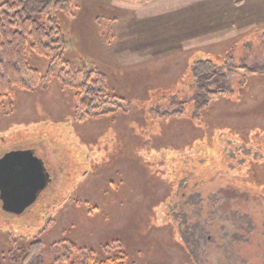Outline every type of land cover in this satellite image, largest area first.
<instances>
[{
    "label": "rangeland",
    "instance_id": "rangeland-1",
    "mask_svg": "<svg viewBox=\"0 0 264 264\" xmlns=\"http://www.w3.org/2000/svg\"><path fill=\"white\" fill-rule=\"evenodd\" d=\"M57 17L72 67L100 71L132 105L121 101L115 114L78 121L70 92L47 79L11 105L0 101V157L34 148L51 181L21 215L0 202V264H60L51 248L63 240L96 255L118 240L112 253L122 251L124 264H264V194L251 198L224 176L194 190L187 180L169 195L137 153L159 130L146 160L195 139L197 150L205 129L245 138L264 128V0H72ZM205 59L224 66L232 94L203 113L204 127L159 122L165 94L179 99L191 65ZM28 62L46 73L30 52ZM254 172L264 184V168Z\"/></svg>",
    "mask_w": 264,
    "mask_h": 264
},
{
    "label": "trees",
    "instance_id": "trees-1",
    "mask_svg": "<svg viewBox=\"0 0 264 264\" xmlns=\"http://www.w3.org/2000/svg\"><path fill=\"white\" fill-rule=\"evenodd\" d=\"M71 4L72 0H11L0 4V101L9 100L11 105L18 92H33L43 87L47 79L49 82L55 80L60 90L70 92L71 111L78 121L115 114L120 110L121 101L128 110L132 104L120 99L103 73L92 68H73L65 56L57 15L68 14ZM258 46L264 47V35ZM29 52L47 63L45 76L29 65ZM222 68L224 66L210 59L194 62L189 73L191 80L179 92L181 97L165 94L163 110L156 113L159 122L187 120L204 127L203 113L232 94L224 82L225 73H220ZM241 69L249 74L260 72L257 68ZM211 85L215 88L211 89ZM205 130V141H200L197 150L193 147L195 139L181 148L165 147L169 152H164V148L156 149L154 159L146 160L143 150L153 148L152 140L161 132L159 130L137 153L148 171L156 173L160 182L167 186L169 195L183 190L182 185L187 184V180L190 190H194L200 183L224 176L229 185L251 198L255 192L264 194V184L254 172L256 168H264V128L247 130L245 138L230 129L218 128L211 134ZM194 150L196 158L189 160ZM119 245L118 240H112L101 246L96 255L87 246L63 240L52 245L51 253L55 255L54 262L60 264H124L126 255L122 251L112 253ZM35 248V244L30 247ZM32 254L30 252L27 258Z\"/></svg>",
    "mask_w": 264,
    "mask_h": 264
},
{
    "label": "water",
    "instance_id": "water-1",
    "mask_svg": "<svg viewBox=\"0 0 264 264\" xmlns=\"http://www.w3.org/2000/svg\"><path fill=\"white\" fill-rule=\"evenodd\" d=\"M47 182L42 162L32 151H9L0 157V202L4 212L23 214Z\"/></svg>",
    "mask_w": 264,
    "mask_h": 264
},
{
    "label": "flooded vegetation",
    "instance_id": "flooded-vegetation-1",
    "mask_svg": "<svg viewBox=\"0 0 264 264\" xmlns=\"http://www.w3.org/2000/svg\"><path fill=\"white\" fill-rule=\"evenodd\" d=\"M24 150H30V151H32L33 155H34L36 158H38V159L42 162L43 168H44L45 173H46V177H47L48 182H47L46 188H45L43 191H41V192H39V193L37 194V198H38L40 195L44 194V193L46 192V190L48 189V186H49V184H50V182H51V181H50V175H49V172H48V169H47V167H46V165H45L44 160H43L42 158H40V157L36 154V150H35L34 148H26V149H24ZM15 151H17V150H15ZM62 177H63V176H62ZM36 200H37V199H36Z\"/></svg>",
    "mask_w": 264,
    "mask_h": 264
}]
</instances>
